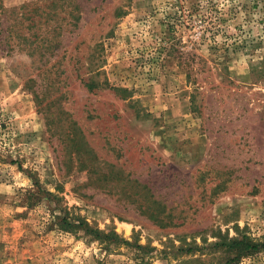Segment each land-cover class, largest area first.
<instances>
[{"label": "rangeland", "instance_id": "obj_1", "mask_svg": "<svg viewBox=\"0 0 264 264\" xmlns=\"http://www.w3.org/2000/svg\"><path fill=\"white\" fill-rule=\"evenodd\" d=\"M241 237L264 242V0H0V264H264Z\"/></svg>", "mask_w": 264, "mask_h": 264}, {"label": "trees", "instance_id": "obj_2", "mask_svg": "<svg viewBox=\"0 0 264 264\" xmlns=\"http://www.w3.org/2000/svg\"><path fill=\"white\" fill-rule=\"evenodd\" d=\"M60 224L61 226L65 228H80L83 229L84 233L90 234L95 239H105L106 237L111 236V234H103L101 231L91 228L87 225L86 221L80 217L75 219V221H68V218L66 215H62L60 217ZM113 236L116 238L118 237L117 234L113 233ZM226 247L234 248L236 251L237 257H240L242 255L252 254L259 250V248H264V242L263 243H252L250 241H247L244 237H241L240 239H232L229 243L225 244ZM234 258H230L227 261L233 260ZM226 261V262H227Z\"/></svg>", "mask_w": 264, "mask_h": 264}]
</instances>
